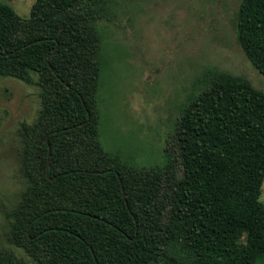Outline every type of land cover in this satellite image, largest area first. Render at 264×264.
Masks as SVG:
<instances>
[{"label": "trees", "instance_id": "1", "mask_svg": "<svg viewBox=\"0 0 264 264\" xmlns=\"http://www.w3.org/2000/svg\"><path fill=\"white\" fill-rule=\"evenodd\" d=\"M109 0L0 2V78L39 88L20 130L25 188L0 264H264V93L207 70L180 107L163 165L122 162L99 140V22ZM237 44L264 77V0H241Z\"/></svg>", "mask_w": 264, "mask_h": 264}, {"label": "rangeland", "instance_id": "2", "mask_svg": "<svg viewBox=\"0 0 264 264\" xmlns=\"http://www.w3.org/2000/svg\"><path fill=\"white\" fill-rule=\"evenodd\" d=\"M34 1L0 0L24 19ZM240 1L109 0L99 22L103 69L96 98L99 140L107 153L138 167L162 166L180 107L204 87L209 69L243 78L264 93V77L237 44ZM36 81L0 78V248L26 262L10 244L8 214L25 188L20 130L40 110ZM259 200L264 203V181Z\"/></svg>", "mask_w": 264, "mask_h": 264}]
</instances>
